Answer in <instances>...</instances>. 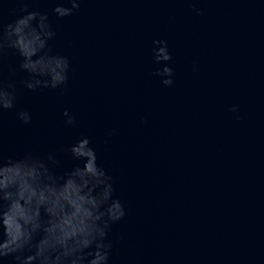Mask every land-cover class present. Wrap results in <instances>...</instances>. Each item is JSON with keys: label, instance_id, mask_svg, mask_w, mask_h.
Instances as JSON below:
<instances>
[{"label": "water", "instance_id": "95a60500", "mask_svg": "<svg viewBox=\"0 0 264 264\" xmlns=\"http://www.w3.org/2000/svg\"><path fill=\"white\" fill-rule=\"evenodd\" d=\"M62 3L0 0L4 24L46 13L70 64L66 85L30 91L6 54L18 95L0 117L4 158L52 153L62 174L84 165L63 150L90 140L126 213L108 264H264V0H80L59 17ZM158 40L171 86L153 75Z\"/></svg>", "mask_w": 264, "mask_h": 264}, {"label": "clouds", "instance_id": "9594fccd", "mask_svg": "<svg viewBox=\"0 0 264 264\" xmlns=\"http://www.w3.org/2000/svg\"><path fill=\"white\" fill-rule=\"evenodd\" d=\"M70 7L58 4L54 13L71 16L80 0H65ZM4 24L0 12V117L4 110L16 106L17 83L3 77L4 60L11 50L20 57L18 66H8L24 88L57 89L67 84L70 68L66 56L52 54L48 41L55 36L48 15L28 12ZM154 62L163 63L153 75L163 77L166 86L173 84L172 59L167 41H153ZM235 111V106L233 107ZM66 123L74 124L69 116ZM25 124L31 120L28 111L17 113ZM115 132V130H113ZM83 167L58 173L60 160L52 153L44 156L26 152L19 158H4L0 152V258L12 256L15 264H108L112 224L125 216L119 199L114 198L113 180L97 163V155L87 137L64 149ZM39 237V239H37Z\"/></svg>", "mask_w": 264, "mask_h": 264}]
</instances>
